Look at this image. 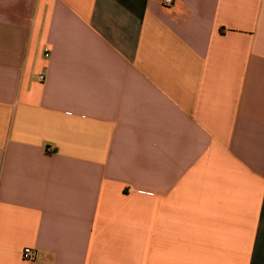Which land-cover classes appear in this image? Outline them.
<instances>
[{
    "label": "crops",
    "instance_id": "1",
    "mask_svg": "<svg viewBox=\"0 0 264 264\" xmlns=\"http://www.w3.org/2000/svg\"><path fill=\"white\" fill-rule=\"evenodd\" d=\"M0 264H264V0H0Z\"/></svg>",
    "mask_w": 264,
    "mask_h": 264
},
{
    "label": "built area",
    "instance_id": "2",
    "mask_svg": "<svg viewBox=\"0 0 264 264\" xmlns=\"http://www.w3.org/2000/svg\"><path fill=\"white\" fill-rule=\"evenodd\" d=\"M173 0H164V3L167 5L172 4ZM41 79H44V76L41 75ZM36 250L32 247H26L24 248L22 252V257L25 261L31 262L33 259L36 258Z\"/></svg>",
    "mask_w": 264,
    "mask_h": 264
}]
</instances>
